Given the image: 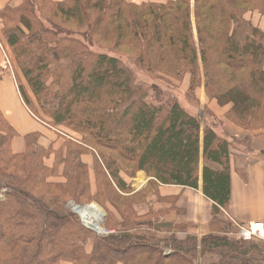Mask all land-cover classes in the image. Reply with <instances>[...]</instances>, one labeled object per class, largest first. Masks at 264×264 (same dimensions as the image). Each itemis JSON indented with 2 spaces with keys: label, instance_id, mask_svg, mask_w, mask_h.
Segmentation results:
<instances>
[{
  "label": "trees",
  "instance_id": "1",
  "mask_svg": "<svg viewBox=\"0 0 264 264\" xmlns=\"http://www.w3.org/2000/svg\"><path fill=\"white\" fill-rule=\"evenodd\" d=\"M248 13L264 18V0H20L0 9L2 46L35 105L18 82L19 96L62 140L44 149L30 134L13 153L16 134L0 114V264H195L198 253H233L235 245L213 237L155 243L138 233L159 218L146 208L149 194L197 189L199 173L203 196L226 211L232 149L240 141L245 149L246 138L219 133L222 123L206 106L201 123L178 98L144 89L127 60L159 80L187 78L194 96L203 78L206 100L229 106L227 121L264 132V33ZM138 173L148 182L133 193ZM41 188L59 197L31 193ZM66 201L96 203L108 213L104 228L123 233L94 234Z\"/></svg>",
  "mask_w": 264,
  "mask_h": 264
},
{
  "label": "crops",
  "instance_id": "2",
  "mask_svg": "<svg viewBox=\"0 0 264 264\" xmlns=\"http://www.w3.org/2000/svg\"><path fill=\"white\" fill-rule=\"evenodd\" d=\"M126 1L140 5L149 0ZM19 3L20 0H0V9L6 4L15 7ZM245 19L264 33V21L257 13H248ZM2 63L0 52V114L16 134L11 141L12 152H23L26 146L25 137L30 134L37 135V144L40 147L47 149L52 145L54 150L58 149L62 142L58 139L56 131L40 122L27 110L19 96L14 76L5 71L6 68H2ZM197 100L200 109L203 110V107L207 106L213 117L222 123L219 133L234 138H246V153L242 154L241 159L238 158V163L236 156L232 155L230 160L228 207L223 211L203 196L199 176L197 189L160 186L157 194L151 193L147 197L146 208L153 214H159L155 223L160 224L162 231L168 228L172 233L176 231V234H179L176 236L178 240L184 239L185 236H194L199 244L203 238H226L228 243L235 245L231 249L232 254H206V257L213 258V264H264V243L252 241V245H249L235 239L236 228L233 224L235 222L247 225L264 221V132L249 133L227 121L225 114L229 106L220 107L215 101H207L202 88L198 89ZM50 159V163L46 162L48 166L53 163L52 156ZM84 161L90 166L88 157L84 158ZM140 178L142 181L137 184L136 181H140ZM147 182L148 178L143 173H138L130 180L133 193L143 189ZM146 208L143 207L139 211L142 213ZM206 257H202L203 261ZM202 258L198 254L197 264H202Z\"/></svg>",
  "mask_w": 264,
  "mask_h": 264
},
{
  "label": "rangeland",
  "instance_id": "3",
  "mask_svg": "<svg viewBox=\"0 0 264 264\" xmlns=\"http://www.w3.org/2000/svg\"><path fill=\"white\" fill-rule=\"evenodd\" d=\"M163 2H165V0H163ZM263 21H264V18H261ZM191 23H192V29H193V34H194V39H195V42H196V38H195V21L193 19V17L191 18ZM0 44H2L4 47H7L5 42H4V39L1 35V32H0ZM95 49L99 50V47H94ZM8 49V48H7ZM121 51V50H119ZM7 54H8V58H9V62H10V69L6 68L7 71L12 74L16 80V83H21L22 86L24 87L25 89V92L28 96V98L30 99V102L32 103V105L34 104V99H33V96L29 90V87L27 86V83L25 82V80L23 79V77L20 75L19 73V70L15 64V61L12 57V54L10 52V50H6ZM127 65L128 67L133 71L134 73V76H135V79H136V82L141 85L144 89H150V87L152 85H156V87L162 91V96L163 97H166V98H178L179 100V103L182 104V106H184L189 112H191L192 114H197L200 116V121L201 123L204 121V113L202 109H200V103L199 101H195V96L197 97L198 96V89L197 91L195 92V96L194 94L192 93H189V94H186V85H187V78L185 80H183V82L181 83H178V82H175V81H167V80H159L157 79L155 76L152 77V76H149L147 75L146 73H144L143 71L141 70H138L136 69L131 61H128L127 60ZM199 68H200V72L202 74V70H201V62L199 61ZM5 67V63H2V68ZM203 85V78H202V82H201V86L200 88H202L203 92H204V89L202 87ZM199 88V89H200ZM150 94H152V91L150 90L149 91ZM149 94V95H150ZM35 105V104H34ZM207 107V106H206ZM208 109V108H207ZM250 133H258V132H250ZM62 142V140H61ZM238 146L235 147V149L233 148V151H232V155L233 157H237V163L239 161V159H241L243 156L242 154H245L246 153V150L242 147V145H244L243 141H240L237 143ZM235 150V151H234ZM236 152V153H235ZM87 158V157H85ZM239 158V159H238ZM89 161H91V157H88ZM50 160H47L46 162L47 163H50ZM12 170H8L7 169V172L6 173H11ZM15 174V173H14ZM201 174L199 173V176ZM6 175L2 172H0V180H3L4 177ZM32 194H35V195H39V194H44V195H52L53 197H59L57 196L58 193L56 191H49L48 189H39V191H32L31 192ZM0 199H2V197H0ZM66 199V198H65ZM65 199H63L65 201ZM97 206L99 209H100V215H101V222L99 223V225L104 228L106 225V222L108 221V213L107 211L100 207L99 205H97L96 203H90V204H87V205H83V206H80V207H88V206ZM72 206H76L75 204H73L72 202H68L66 201L64 203V205H62V207H64L65 209H70ZM109 211L112 212V216L114 219H116L117 221L120 220V217L119 215L116 213V211L112 208L109 207ZM80 220V219H79ZM81 222V220H80ZM156 228H148V227H142L140 229V231H138L139 234H143V235H147L149 238H152L154 240L155 243H158V242H163L165 240H168V239H178L176 236H178L179 234H176V231H174L172 233L171 229H167L166 231H162L161 227H160V224H156L155 226ZM106 228V227H105ZM104 228V229H105ZM157 229V230H156ZM105 230H108V231H113V234L112 235H116V234H121L123 233V231H118L117 229H114V228H108V229H105ZM128 232H132V233H136L137 231H133V230H129L128 229ZM188 236H185L184 238H186ZM226 240V238H214V240ZM236 239V238H235ZM230 243V242H229ZM246 243V242H245ZM249 243V245H252L251 243L253 242H247ZM164 248V247H163ZM162 248V249H163ZM169 250L168 249H163V252H168ZM217 252H213V253H210L212 254V256H215ZM199 254V253H198ZM197 254V256H198ZM206 257V256H204ZM204 258H202V264H213L211 261H213V258L211 257H206L205 258V261H203ZM214 262V261H213ZM195 264H197V260L195 261Z\"/></svg>",
  "mask_w": 264,
  "mask_h": 264
},
{
  "label": "built area",
  "instance_id": "4",
  "mask_svg": "<svg viewBox=\"0 0 264 264\" xmlns=\"http://www.w3.org/2000/svg\"><path fill=\"white\" fill-rule=\"evenodd\" d=\"M0 52H1L2 57H3V63H5L4 68L8 67L10 69V62H9V59L6 55V52H5L2 44H0ZM79 208H83V207L72 206L70 208V210L78 216V218L81 220V224L83 227H85L86 229L90 230L91 232H93L94 234H96L98 236H108V235L113 234V231L105 230L100 225H97L96 229L91 227V226L86 225L83 222V219L77 210ZM233 224L236 228V234L234 236L236 239L243 241V242H246V243L252 242V241H259V242L264 243V221H257L254 223H249L247 225H239L235 222Z\"/></svg>",
  "mask_w": 264,
  "mask_h": 264
},
{
  "label": "bare ground",
  "instance_id": "5",
  "mask_svg": "<svg viewBox=\"0 0 264 264\" xmlns=\"http://www.w3.org/2000/svg\"><path fill=\"white\" fill-rule=\"evenodd\" d=\"M141 180H137L136 183L139 184L142 181V178H140ZM80 216L83 219V222L88 225L91 226L93 228H97V225H99V223L101 222L102 218H101V213H100V209L97 206H88V207H83V208H79L77 209ZM99 227V226H98Z\"/></svg>",
  "mask_w": 264,
  "mask_h": 264
}]
</instances>
